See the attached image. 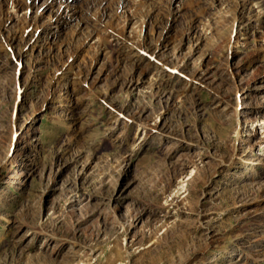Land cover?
I'll return each mask as SVG.
<instances>
[{
    "label": "rangeland",
    "instance_id": "rangeland-1",
    "mask_svg": "<svg viewBox=\"0 0 264 264\" xmlns=\"http://www.w3.org/2000/svg\"><path fill=\"white\" fill-rule=\"evenodd\" d=\"M85 2L0 0V264H264V0Z\"/></svg>",
    "mask_w": 264,
    "mask_h": 264
},
{
    "label": "bare ground",
    "instance_id": "bare-ground-1",
    "mask_svg": "<svg viewBox=\"0 0 264 264\" xmlns=\"http://www.w3.org/2000/svg\"><path fill=\"white\" fill-rule=\"evenodd\" d=\"M61 1V3H62V5H66V8L68 9V10H71L72 12H75V14L77 13V11H79L80 9L78 8L79 6H76L75 5V3H77V2H80V0H60ZM70 1H72V3L70 2ZM83 1H88V2H91V4L92 3H94L95 1H97V0H83ZM121 1V0H120ZM85 2V3H86ZM83 4V3H82ZM1 5H2V3H0V14H1ZM81 6V5H80ZM84 7V6H83ZM59 17H61L62 18V20H63V14L62 15H60ZM60 22V23H59ZM59 22L58 23H56L55 25H52V26H47L46 27V34H48V36H50L51 34H53L54 33V28H57L60 24H65L66 22L65 21H63L62 23H61V21L59 20ZM6 31V30H5ZM1 32V34H2V36H3V31L1 30L0 31ZM13 40H14V37L13 38H9V40H7V39H5L4 41H3V45H4V47H3V45L1 44L0 45V50H2V51H4L5 52V47L7 46V47H12L11 45H12V42H13ZM15 41V40H14ZM141 51V50H140ZM21 56V55H20ZM14 60L15 61H17L15 58H14ZM20 63V62H19ZM18 63V64H19ZM6 65H8V64H6ZM19 67V66H18Z\"/></svg>",
    "mask_w": 264,
    "mask_h": 264
}]
</instances>
